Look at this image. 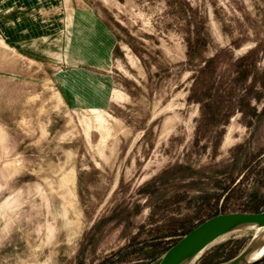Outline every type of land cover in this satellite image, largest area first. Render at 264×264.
Returning a JSON list of instances; mask_svg holds the SVG:
<instances>
[{
  "label": "rangeland",
  "instance_id": "obj_1",
  "mask_svg": "<svg viewBox=\"0 0 264 264\" xmlns=\"http://www.w3.org/2000/svg\"><path fill=\"white\" fill-rule=\"evenodd\" d=\"M262 211L264 0H0V264H158Z\"/></svg>",
  "mask_w": 264,
  "mask_h": 264
},
{
  "label": "water",
  "instance_id": "obj_2",
  "mask_svg": "<svg viewBox=\"0 0 264 264\" xmlns=\"http://www.w3.org/2000/svg\"><path fill=\"white\" fill-rule=\"evenodd\" d=\"M246 230L255 231V236L238 256L222 264H260L264 261V211L220 214L210 218L170 247L158 264H193L217 239ZM256 252L259 257L251 261Z\"/></svg>",
  "mask_w": 264,
  "mask_h": 264
},
{
  "label": "trees",
  "instance_id": "obj_3",
  "mask_svg": "<svg viewBox=\"0 0 264 264\" xmlns=\"http://www.w3.org/2000/svg\"><path fill=\"white\" fill-rule=\"evenodd\" d=\"M188 56H189V58L190 59H192L193 57V54H192V51H191V49L189 48V53H188ZM209 63H211V62H209ZM209 65L207 64V65H205L202 69H201V71L199 72V75H201V76H203L204 74H205V72H207L208 70H209ZM264 263V261L262 262V263H260V264H263Z\"/></svg>",
  "mask_w": 264,
  "mask_h": 264
},
{
  "label": "bare ground",
  "instance_id": "obj_4",
  "mask_svg": "<svg viewBox=\"0 0 264 264\" xmlns=\"http://www.w3.org/2000/svg\"><path fill=\"white\" fill-rule=\"evenodd\" d=\"M224 237H225V236H223V237L217 239L214 243H216V242L218 243V241L221 240V239L223 240ZM214 243H213V244H214ZM217 243H216V244H217ZM219 243H220V242H219ZM219 243H218V244H219ZM213 244H212V245H213ZM212 245H211V246H212ZM261 253H262V252H261ZM259 255H260V254H258V253L256 252V253L251 257V261H253L254 259H257V258L259 257ZM199 258H200V257H199Z\"/></svg>",
  "mask_w": 264,
  "mask_h": 264
}]
</instances>
